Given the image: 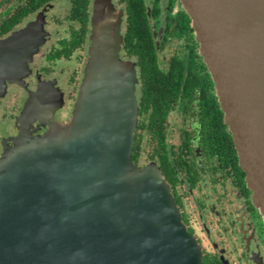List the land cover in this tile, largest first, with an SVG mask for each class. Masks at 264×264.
Wrapping results in <instances>:
<instances>
[{"label":"flooded vegetation","instance_id":"obj_1","mask_svg":"<svg viewBox=\"0 0 264 264\" xmlns=\"http://www.w3.org/2000/svg\"><path fill=\"white\" fill-rule=\"evenodd\" d=\"M95 52L130 95V161L161 174L203 264H264V217L183 0H0V157L69 124Z\"/></svg>","mask_w":264,"mask_h":264},{"label":"water","instance_id":"obj_2","mask_svg":"<svg viewBox=\"0 0 264 264\" xmlns=\"http://www.w3.org/2000/svg\"><path fill=\"white\" fill-rule=\"evenodd\" d=\"M183 1L264 217V0ZM101 68L69 124L0 157V264H203L161 174L130 161V95Z\"/></svg>","mask_w":264,"mask_h":264}]
</instances>
